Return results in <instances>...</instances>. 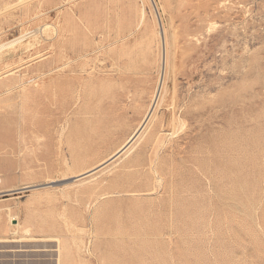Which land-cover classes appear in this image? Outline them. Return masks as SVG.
<instances>
[{
  "label": "rangeland",
  "instance_id": "obj_1",
  "mask_svg": "<svg viewBox=\"0 0 264 264\" xmlns=\"http://www.w3.org/2000/svg\"><path fill=\"white\" fill-rule=\"evenodd\" d=\"M0 49V264H264V0H0Z\"/></svg>",
  "mask_w": 264,
  "mask_h": 264
},
{
  "label": "bare ground",
  "instance_id": "obj_2",
  "mask_svg": "<svg viewBox=\"0 0 264 264\" xmlns=\"http://www.w3.org/2000/svg\"><path fill=\"white\" fill-rule=\"evenodd\" d=\"M1 50V49H0ZM53 89H52V87H51V85H49L48 86V89H47V94L49 93V92H51ZM28 97L30 98L31 96H30V94L28 93V91H27V99H28ZM33 98V97H32ZM28 101V100H27ZM5 104H6V106L7 107H9V103H8V101H5ZM61 135V134H60ZM132 137L133 136H131L123 145H121L119 148H118V150L116 151V152H114L113 154H111L106 160H108V159H110L111 157H113L114 155H116L117 153H119L121 150H123L124 148H125V146L130 142V140L132 139ZM106 160H104V161H102L100 164H98V165H101L103 162H105ZM13 218H15V217H12V219ZM28 231V230H27Z\"/></svg>",
  "mask_w": 264,
  "mask_h": 264
}]
</instances>
